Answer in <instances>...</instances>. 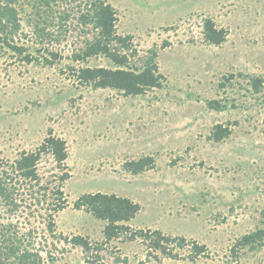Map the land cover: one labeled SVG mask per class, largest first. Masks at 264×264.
I'll return each instance as SVG.
<instances>
[{"label": "rangeland", "instance_id": "obj_1", "mask_svg": "<svg viewBox=\"0 0 264 264\" xmlns=\"http://www.w3.org/2000/svg\"><path fill=\"white\" fill-rule=\"evenodd\" d=\"M106 1L117 10V32L132 35L140 55L156 48L162 87L126 95L80 81L79 68L113 64L103 55L74 60L91 36L79 23V1L12 3L19 28L9 43L0 39V159L37 150L52 132L67 143L70 176L53 231L46 207L56 202L51 189L61 172L50 155L38 169L46 201L22 188L16 211L0 206L1 259L14 262L13 247L39 252L41 264H264V243H237L264 228V0ZM64 9L67 20L60 18ZM208 18L226 30L221 44L204 40ZM253 78L262 81L258 91ZM211 100L224 107L212 108ZM216 124L230 135L211 139ZM142 156H152L153 166L138 174L124 168ZM98 191L140 205L126 223L131 230L159 229L188 245L168 257L140 238L107 240V221L74 206ZM77 235L92 249L69 241ZM193 242L205 246L194 258Z\"/></svg>", "mask_w": 264, "mask_h": 264}, {"label": "trees", "instance_id": "obj_2", "mask_svg": "<svg viewBox=\"0 0 264 264\" xmlns=\"http://www.w3.org/2000/svg\"><path fill=\"white\" fill-rule=\"evenodd\" d=\"M14 1L4 0L3 3L0 2V32L2 33H0V39H4L6 43H9L7 35L19 28L18 10L12 4ZM56 1L59 0H46V3L53 4ZM61 1L65 3L79 1V23L83 26V31L86 34L91 33V36L85 37L83 46L74 53V60L87 61L91 57L103 55L113 64V66L79 68L78 77L80 81L91 83L97 88L122 91L126 95L144 94L149 89L162 87L163 75L159 72L156 48H151L147 54L140 55L134 45L133 36L130 34L121 35L117 32V10L112 4L106 0ZM70 14L69 10L64 9L63 12L60 11V18L67 20ZM42 27L38 26V31L45 29V26ZM203 37L206 42L218 45L225 40L226 30L218 28L214 21L208 18L204 21ZM12 47L20 51L23 49L17 45ZM26 58L31 60L29 57ZM252 82L256 91L262 87V81L259 78H253ZM209 105L215 109L224 107L218 100H211ZM230 133L231 130L228 126L216 124L210 137L214 141H221ZM45 155L51 156L56 168L61 172V174H56V177L60 179L57 188L51 189L56 202H54L55 200L52 203L49 201L47 202L48 207H46L47 213H49L47 216L50 217L47 226L50 231H53V212L62 210L67 206L62 186L70 174L66 170V160L69 155L67 143L52 132L46 136L37 150L23 151L12 162H5L4 159H0V206L7 207L10 212L16 211L20 207L19 197L22 188L30 192L31 199L37 203L46 201L45 193L49 188L41 185V177L38 174L39 163ZM153 164L154 158L152 156H142L126 161L124 168L133 174H138L152 167ZM74 206L78 209H85L95 217L107 221L104 227V235L107 240L122 234H125L128 240L140 238L147 242L152 253H160L168 257L178 256L175 247L184 248L188 245L185 237H173L159 229L131 230L126 223L135 217L140 205L128 197L98 191L83 194L75 201ZM69 241L74 245L81 246L85 251H89L93 247L90 240L82 236H73ZM237 243L241 247L249 246L253 249L261 247L264 243V228L243 235ZM19 244L21 243L19 242ZM10 250L11 255H14L16 259L10 264H41L42 256L37 251L28 248L20 250V248L14 249L13 247ZM192 250L191 257L194 258V255H200L205 251V246L193 242ZM2 254L5 253H0V264H6L1 259Z\"/></svg>", "mask_w": 264, "mask_h": 264}]
</instances>
